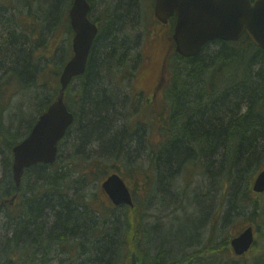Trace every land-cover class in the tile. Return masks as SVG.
Masks as SVG:
<instances>
[{
  "label": "trees",
  "instance_id": "obj_1",
  "mask_svg": "<svg viewBox=\"0 0 264 264\" xmlns=\"http://www.w3.org/2000/svg\"><path fill=\"white\" fill-rule=\"evenodd\" d=\"M136 1H126L116 7L115 21L111 26L116 30L112 38L104 39L102 29H99L86 76L76 78L65 97L69 110L76 116V123L68 133L75 130L82 144H98L102 149L104 147L109 150L110 154H118L123 147L121 134L117 132L114 126L116 121L113 120L117 102L104 97L105 88L100 81L96 82L95 78L101 69H108L107 66L117 62L118 56L120 60L114 66V72L128 69V75L132 78L135 76L133 69L139 65L138 61H142L141 54L137 56L135 66L127 65L130 50L122 47V41L116 38L122 35L120 32L123 30L124 20L129 19L131 13L136 10V7L133 8ZM91 4L94 9L93 2ZM23 22L24 18L18 19L16 13L0 4V30L3 27L8 29L5 34L7 39L2 38L3 34L0 32V50L4 49L5 59L2 65L8 67L9 77L12 76L7 78L5 84H10L11 79L15 78L18 91L27 92L31 89H25L28 86V72H33L31 78L35 77V80L38 74L32 56L48 44L44 43L41 25H27V28L19 29ZM66 26L67 48L59 61L60 70L72 56L73 31L69 26L68 15ZM44 29L46 27L43 25L42 30ZM108 33L109 31L106 32L107 36ZM14 36H21L24 42L30 45L29 52L25 48L20 50L18 55V50L15 49L19 48L20 41L16 43ZM11 38L13 44L10 43ZM5 49L11 52H5ZM34 57L37 60L41 57L48 58L47 55ZM174 58L176 60L170 65L165 88L169 114L166 122L163 121L165 127L161 126L166 143L158 149L153 161L160 160L158 166L155 163L154 167V176L157 177L155 184L174 172L189 176V184L196 182L199 175L204 180L211 177L217 182L218 189L225 188L224 203L220 202V205L224 204L222 209L226 212L220 211L216 216L219 229L236 221L231 216L239 214L241 210H251V215L256 216L261 212L256 197L264 196L252 192V182L264 164V51L254 46L247 36H243L238 42H212L195 58L184 59L178 54ZM1 59L2 54L0 64ZM104 62L105 64H102ZM34 88L42 93L53 94V98L46 102L42 98L39 99V96L33 98L34 105L44 109L58 97L60 85L41 83L35 84ZM4 95L2 86L1 138L5 130L1 103ZM31 99L27 98L26 101ZM123 133L126 135L128 131L123 129ZM69 136L67 134L65 141ZM21 139L23 137L18 135L5 141L1 139V148L4 149L1 151L4 154H0V160L5 156L9 165L8 169L5 168L8 173L7 180L3 185L0 184V187H4L0 190L1 200L15 193L11 150ZM61 158H58L59 163L52 166V173H40L41 178L38 180L43 191H49L55 196L52 199L45 198L52 200V204L43 202L42 195L36 199L34 206H30V201L27 209L24 207L15 218L8 216L10 223L13 220L15 223L6 226L7 228L4 226V233L0 229V264H50L55 246L60 248L65 245L67 250L66 237L83 232L84 248L82 245L81 247L84 250V262L81 261L80 249L69 250V257L77 253L69 258V264H214V261H209L210 255L217 258L223 256L222 251L229 247L230 241L223 240L200 253L177 257L173 255L176 254L174 250L166 247V242L154 243L152 237L145 241L147 230L144 227V214L139 213L136 205L121 213L124 223L118 226V229L109 226L108 230H105L109 220L117 218V212L103 206L95 194H84V200L70 199L69 190L72 186H66L65 183L72 185L71 172L80 173L79 178L83 179H89L90 175L84 176L80 164L69 162L64 165L60 161ZM96 163V173L104 171L105 176L107 168L110 167L106 165L109 162L104 165L98 161ZM40 168L44 167H37L33 171H40ZM29 172L26 171V177L31 176ZM2 208L1 203L0 209ZM51 218L53 223H50ZM251 221L254 222L255 219L251 218ZM188 244L189 242L185 245ZM52 247L54 248L51 249ZM220 264L235 262L224 261ZM254 264H264V254L259 256Z\"/></svg>",
  "mask_w": 264,
  "mask_h": 264
},
{
  "label": "rangeland",
  "instance_id": "obj_2",
  "mask_svg": "<svg viewBox=\"0 0 264 264\" xmlns=\"http://www.w3.org/2000/svg\"><path fill=\"white\" fill-rule=\"evenodd\" d=\"M2 1L4 0H0V4ZM115 1L116 0H93V3L98 10L100 9V5H105L106 2H111V4H113ZM119 1L117 0L116 3ZM136 2V10L133 9L134 11L131 13V17L127 19L122 26V29L125 27V30H128L127 35H129L130 32L133 34V37L126 36V43L129 44L131 48L133 47V51L129 49V54H131L130 57L137 58V55L141 53L144 58L150 49H154L152 53H155L157 56L164 42H160V40L157 39L159 35L155 32L159 33L160 28L158 25L154 24L151 26L149 17L150 0H137ZM55 6H58L57 9ZM9 7L13 9L16 7L17 10L21 12L26 10V12L23 13L26 23L30 21L34 22L37 19L36 16H40L42 23L39 21V26L41 25V33L45 39L44 43L48 45L46 48L37 50L36 53L46 54V50H52L54 47H57L56 56L54 60H52L57 67L59 62L57 59L63 55L67 48L65 41L67 38L65 26L67 15L71 8V2H69V0H9ZM48 14L49 17H51L50 27L42 30L43 23ZM61 15L60 22L58 20L55 24V18L60 19ZM151 31L153 32L151 33ZM46 55L50 56L51 54L47 53ZM153 60L157 61V58L154 56ZM116 63L117 62L114 61L112 63L113 65L110 67L107 66L108 69L100 70V82L104 88H107L110 82ZM102 64H105V62ZM135 64V60L128 62V65L131 67L135 66ZM3 68L5 70L4 66ZM159 68V65L146 64L142 59L141 64L137 65L136 69H133L136 76L132 80H125V82H120L119 85H117V88L120 87V94L117 95L119 96V100L115 101L117 102V108L113 120L114 122L116 121L114 126L117 132L119 131L121 138L123 137L122 139L120 138L123 143V147L122 149L120 148V151H122L123 154H121L120 151L118 154H110L107 152V149L103 147V150L106 151L107 154L100 157L97 153H94V150H91L94 144L90 145L89 142H87L85 145L82 144V147H79L80 140L77 138V133L65 142L63 152L65 153L68 149L71 150L73 155L69 154L67 157L62 156V160L60 159V161L64 165L69 162L79 161L81 166H84V176L85 172L92 173L88 174L90 175L88 177L89 179H79L80 175L71 172L73 183L72 188L69 190V198L73 199L77 196L84 199V194L88 196L95 194L98 196L100 203L110 209L111 206L106 203L101 193V183L112 171H118L122 173L128 181V185L134 191L136 206L139 208V213L144 214L145 223L156 225V231L152 236L154 243L166 242V246L170 249L172 248L174 252H176V256L180 257L184 254L200 253L210 245H214V243L223 240L229 242L246 227L253 225L256 230L257 243L250 253L243 257H238L234 254L229 243L227 250L222 251L223 256L217 258L215 255H210L209 261L212 263L214 261V264H220L224 261L230 263L235 262V264H254L255 260L264 254V196L256 197L261 208L259 214L252 216V213H250L251 210H241L239 214L231 216L233 219H236V221H233L227 227L219 229L216 224V216L220 211L223 213V209L222 206H217L215 197L219 195L221 200H223V190L218 189L216 181L209 180L207 184L205 182L206 187L209 186L210 189L206 187L201 189L200 183L203 182L202 176L199 175L196 182L192 181V183L189 184V176L180 173V184L186 189V194L173 196L170 200L166 199L165 204H160L157 201V197L160 191V189H158L159 186L161 185L162 188L164 185L169 184L168 177H166L161 184L157 182L153 188L149 184L146 186L145 178L149 175L153 167V156L158 151V148L161 147L162 143H164V139H162L164 137V132L157 129L158 127H156L155 124H157L159 119H164L161 114L164 113L166 109V103H164V105L158 104H162L166 102V100L163 94L162 96H158L156 101H154L155 99L152 97L154 102L151 104L146 100L142 102L141 99L138 98V94L146 91L148 92L146 97L150 98L152 96L150 93V84L154 83L156 74L159 73ZM168 72L166 67V79H168ZM111 81H113V79H111ZM12 90H16V86L12 85L10 87V94ZM133 93H137V98L133 96ZM32 95H35L34 91ZM119 102L122 103V106H120ZM17 106L24 108L26 110L25 112H27L28 110L34 109L35 105L33 103V98L30 101H26L25 98L23 100V98L17 96L13 101V108L10 109L13 119L16 121L17 116H15L16 110L14 108ZM120 107H122V109H120ZM164 122H166V119H164ZM164 125L165 123H163V127H165ZM123 129H126L128 134L123 135ZM89 160L98 161L103 165L109 162V164H106L110 167L107 168L105 177L103 175L105 173L104 171L96 173L98 169L93 164H97L95 162L90 163ZM262 169H264V164L261 167V170ZM1 176L2 169L0 167V178ZM77 180L79 182H77ZM38 185H40V181L36 183H34V181H27L26 194L21 196L13 206H4L3 211L7 212V218L11 216L15 218L21 213L24 204L23 201L30 197L28 196V192L31 190L30 188ZM196 187L200 192H204L205 195L203 201L200 203L195 200V198H199L198 193L195 194L194 192V188ZM152 190H154L153 193ZM150 193H152L151 196H149ZM124 211L125 207L118 208V213H123ZM0 216V229L4 233V226H7L8 219L6 215H3V212H1ZM251 218H254L255 221L252 222ZM50 223H53L52 218ZM109 226L111 225L108 224L105 230H108ZM212 240L214 242L212 244L209 243ZM188 242L189 244L185 245ZM81 245L84 248V232L80 235L75 234L71 237L67 236V250L65 249V245L60 246V248L58 246L51 248L54 249L52 250L53 256L52 259H50V264H69V258L71 256H76L77 253L69 257L68 251L78 249L81 250V261L84 262V250ZM179 245L185 246L179 247Z\"/></svg>",
  "mask_w": 264,
  "mask_h": 264
},
{
  "label": "water",
  "instance_id": "obj_3",
  "mask_svg": "<svg viewBox=\"0 0 264 264\" xmlns=\"http://www.w3.org/2000/svg\"><path fill=\"white\" fill-rule=\"evenodd\" d=\"M90 10L87 0L73 1L69 15L75 32L74 56L61 75L57 101L43 114L31 135L14 149V178L18 185L26 168L56 161L58 144L74 122L65 105V92L75 77L84 74L98 33L88 19ZM155 14L164 24L177 16L174 40L177 52L185 58L196 57L210 42H237L244 35L264 51V0H156ZM102 187L115 206H133L132 195L119 175L110 176ZM253 190L264 193V170L257 176ZM254 241L253 229L248 228L231 245L238 256H243Z\"/></svg>",
  "mask_w": 264,
  "mask_h": 264
},
{
  "label": "bare ground",
  "instance_id": "obj_4",
  "mask_svg": "<svg viewBox=\"0 0 264 264\" xmlns=\"http://www.w3.org/2000/svg\"><path fill=\"white\" fill-rule=\"evenodd\" d=\"M121 1H122V3L126 2V1L131 2V0H121ZM69 2H72V0H69ZM87 2L88 3H92L91 0H87ZM1 5H3L6 8H8L12 13H16V17L18 19H22V18L25 17V16H23V13L26 12V10H23L24 12H21L20 10H17L16 7H15V9L9 7V0L2 1ZM136 6H137V2L135 4V6H133V8H135ZM55 7L57 9L58 6H55ZM94 7L96 9L95 4H94ZM61 17H62V15L60 16V19L55 18L54 23L55 22L57 23L58 20L60 22ZM36 18L37 19L34 22L33 21H30L29 23H26V21L23 22V24H20L21 27H19V29H23L22 27H26L27 25L28 26H30V25H38L39 26V21L41 22V18H40V16H36ZM47 18L45 19V22L43 23V25L46 27V29L50 27L49 25H50L51 17H49V14H48ZM92 23L97 27V25L95 24V21H93ZM69 26L71 27V29L73 31V37H72V43H71V47H72V56H71V58L65 63L63 68L60 70V69H58V67L60 68L59 62H58L57 67H56V65L52 61V60H54V58L56 56L57 47H54L52 50H49V49L46 50L47 53L51 54L50 56L47 55L48 58L41 57L38 60L34 56H42V55L46 56L47 53L45 52L46 54H44V53L43 54H39V53H36L37 52L36 51L32 57H33V63L35 65V71H37V69H38L37 79L35 80V77L31 78V76L33 75V72L31 71V72H28V74H27L28 78L26 80V81H28L27 82L28 86H26L27 88H25V89L31 88L32 90L30 89L31 90L30 94H28V92L30 90L27 91V92L24 91V90L23 91H20V90L18 91V89H17V80L15 78L11 79L10 84H5V81H7V78H10L12 76L9 77L8 72H10V71H9L8 67L2 65L3 64V60L5 62V59H4V56H3L4 49L0 50V54H2V59H1V64H0V87L4 86V91H5V95L1 99V103L3 105V113H2L3 114L2 115V117H3V125H4L5 130H4V136L2 138L0 137V154L1 153L4 154V152L1 151V150H4L3 148H1V142H2L1 139L3 141H5V140L10 139L11 136L14 137L16 135H18L19 137H23V139H21L20 141L18 140V143L15 146H13V148L11 150V157H12V181L14 182V185H15V193L12 196L5 197L2 200L0 199V202L2 204H3V202H7L9 204V206L10 205L13 206L14 204H16L18 199L21 198V196L25 195L26 192H27V181L28 182L34 181V183L38 182V180L41 178L40 173L41 174H43V172L52 173L54 171V168L52 166L57 164V163H59L58 162L59 155L64 154L63 157H67L69 154H72L71 150H68V149H67V151L65 153L63 152L65 145H63L62 143L66 139L67 134L70 135L69 139L73 135L76 134L75 130H72L70 133H68L71 130V128L74 125V123H76L75 122L76 116H75V114L73 112H71L69 110V108H68V106L66 104V100H65L66 107L68 108L69 112L74 116V122L71 125V127L68 129L65 137L58 144V154H57L56 161L53 164L38 163V164L33 165V166L29 167V168H26L24 170V174H23V176L21 178L20 184L18 185L17 182L15 181V178H14V162H15L14 149L16 148L17 145L22 143L24 140H26L31 135L32 131L34 130L36 125L39 123V121H40L41 117L43 116V114L45 112H47L48 109L51 107V105H53L57 101V98H55L53 100V102L51 104H48V106H46L44 109H41V107H39V106L38 107L34 106V109H31V110H28L27 112H25L26 110L24 108H21L19 106L15 107L14 108L16 110L15 116H17V121L15 119H13V116L11 114V110L10 109L13 108V101H14V99L17 96H19L20 98H23V100H24V98L25 99H27V98L30 99V98H34L36 96H39V99L42 98V100L44 102H46L49 98H53V94L51 92L42 93L37 88H34V85L35 84H41V83H52L54 85V84L58 83L61 86L60 78H61V75L63 73V70H64L65 66L67 65V63L69 61H71V59L74 56L73 39L75 37V32H74V30H73V28L71 26L70 19H69ZM66 27L67 26H65V31H66ZM36 29L38 30L39 27H36ZM0 32L3 34L2 38H6L7 39V37H5V34L8 32V29L6 27H3V28H1ZM14 37L15 38L13 40H15L16 43H18L20 41L19 48L15 49L16 51L18 50V55H19L20 50L22 51V49L24 50L25 48L27 49L26 51L29 52L30 45L27 44V42H24V39L21 36H14ZM0 38H1V36H0ZM1 42H2V40H1ZM1 42H0V45H1ZM10 43L11 44L14 43V42L12 43V38L10 39ZM93 46H94V43H93L92 48H91L90 53H89V57H88L87 65H86V70H85V72L83 74L84 76H86V72L88 70V66H89V62H90V57H91V54H92ZM5 52H11V51L5 49ZM60 58H58L57 60L60 61ZM3 66L5 67V70H4ZM83 75H81V76H83ZM128 76H129L128 75V71H125V70H123V71L122 70H117V71L113 72L112 76L110 78V82H109L107 88H105V91H104V95L105 96L104 97L112 98L113 100H119V97L117 96V94H120V92H119V88L120 87L117 88V85H119L120 82L121 83L125 82V80H132L133 79L131 76H129V77ZM78 77H80V76H78ZM78 77H75L72 80V82L70 83L69 87L74 83L75 79L78 78ZM100 79H101V77H100V74H99L95 78V81L98 82V81H100ZM111 79H113V81H111ZM12 85L16 86V90H12V92L10 94L9 93L10 92V87ZM33 91L35 92V95H32ZM27 94H28V96L26 98ZM2 146H3V144H2ZM79 146L82 147V142H81V145H80V141H79ZM91 150H94L95 151L94 153H97L100 157L105 156L107 154V152L111 153V152H109V150H107V152L104 151L102 149V147H100V145H98V144H96V145L94 144L93 147L91 148ZM3 159H4V161H3ZM3 159L0 160V167L2 169V176L0 178V184H2V185L7 180V177H8V173H7V171H5V168L8 169V167H9V165H7V161H6L7 159H6L5 156H4ZM159 161L160 160L157 159L155 162H153V166L155 167V163L158 166ZM89 162L93 163L95 161L94 160H89ZM73 163H75V165H79L80 164L79 161H73ZM93 165L96 166L95 164H93ZM37 167H44V168H42V169L40 168L41 169L40 171L36 170L37 172L33 171V169H35ZM82 168H83L82 173H84V166H82ZM30 170H32V171H30ZM26 171H28V172L30 171L29 174L31 176L26 177ZM180 173L183 174L182 172H180ZM180 173L179 172H174L173 174L169 175L168 176L169 184L164 185L162 188H161V185L159 186L158 189H160V191L158 193L157 201L160 204H165L166 199L170 200V199H172L173 196L186 194V189L184 188V186L182 184H180V178H181V174ZM32 174H34V175H32ZM85 174H92V173L91 172H85ZM70 178H72V174H71ZM209 180H213V179H211V177H207L206 180H204V178H203V182L200 183V188L201 189L205 188L206 184H207V182ZM205 182H206V184H205ZM158 183L161 184L162 181L161 182L159 181ZM65 184H66V186H72L69 183H65ZM38 186H33L32 188H30L31 190L28 192V196H30V197L23 201L24 202L23 208L24 207L26 208L28 206V204L30 203V201H31L30 206L31 205L34 206V204H35L34 202H36V199L41 198L42 195L44 196L43 202L52 204V200H49V199L55 198V196H53V193H50L49 191H45V190L43 191V189L41 187H38ZM71 188L72 187H70V189ZM206 188L210 189L209 186H207ZM2 189H4V187H0V190H2ZM219 190H223V196H225V193H224L225 188L222 187V189L219 188ZM194 192H195V194L198 193V195H199V198L198 199L195 198V200L198 201L199 203L202 202L203 198L205 197L204 192L201 193L197 187L194 188ZM201 194H202V196H201ZM45 198H49V199H45ZM74 198L83 199L82 197H77V196L74 197ZM215 199H216L218 207L219 206H224V204L220 205V202H223L224 199L221 200V197L219 195H217L215 197ZM1 203H0V205H1ZM1 212H3V215L4 216L6 215V218H7V212H4L3 208H2V210L0 209V215H1ZM115 212H117V215H118L117 218L109 220V223L106 224V228L108 227V224H110L112 227H117V229H118L119 228L118 226H121L124 223L123 219L121 218V213H118L117 210H115ZM223 212L225 213L226 210L223 209ZM143 221H144V223L146 222L144 215H143ZM9 223H10V221L8 220L7 221V226L8 225L11 226V224H14L15 222L13 220V221H11L10 224ZM228 225H226L225 227H227ZM144 227L147 230V233H146L144 239H145V241H147L150 237H152L154 235L157 227H156L155 224H150V223H147V224L145 223ZM220 229H222V228H220ZM213 242L214 241L212 240L209 243L212 244ZM218 243H220V242H218ZM168 249H170V248H168ZM173 255H176V254H173Z\"/></svg>",
  "mask_w": 264,
  "mask_h": 264
},
{
  "label": "flooded vegetation",
  "instance_id": "obj_5",
  "mask_svg": "<svg viewBox=\"0 0 264 264\" xmlns=\"http://www.w3.org/2000/svg\"><path fill=\"white\" fill-rule=\"evenodd\" d=\"M116 1L113 4H111V2H106L105 5H100V9L98 10H96L94 7V9L92 10L90 14V18L92 19V21H95V24L97 25L98 29H102V33L104 34L103 37L106 40H108L109 38H112L114 35V31L116 30V28L114 27L111 28V26L113 24V21H115L114 16L116 13V7L118 6V4L122 3V1H119V0H118L119 1L118 3H116ZM155 1L156 0H150L149 17L151 21V26H153L154 24H157L158 27L160 28L159 33L155 32L156 34L159 35L157 39H159L160 42L162 41L164 43H163L162 49L159 50L157 56L155 53H152L154 49L148 50L146 57L143 58V62L146 64H151V65L157 64L160 66V68H159V73L156 74L154 83L150 84V90H151L150 93L152 96L150 98L146 97V94H148V92L146 91H144L143 93L141 92V94H138V98L141 99L142 102L146 100L147 102H150V103H151L152 97L156 98L162 92V91L161 92L159 91L162 88L163 82L166 80V76L164 75L165 66L168 65L170 58L172 57L173 54H175V47H176L174 40H173V32H174L175 25H176V17H173L166 25L160 23L155 16ZM125 21L126 20H124V22ZM123 29L124 30H122V32H125V33L123 34L122 32H120V34L122 35L116 39H120V42L122 41L120 44L122 47L126 49L127 48L131 49V51H133V47L131 48V46L126 43V36L133 37V34L132 32H130V34L127 35L128 30H125V27ZM107 31H109L108 33L109 36L106 35ZM152 32L153 31H151V33ZM112 40H115V39H112ZM130 56L131 54L129 55V57ZM154 56L155 58H157V61L153 60ZM119 60L120 58H117V63H119ZM128 60L129 61H126L127 65H128V62H130L131 60L136 61L137 59L130 57ZM135 98H137V96Z\"/></svg>",
  "mask_w": 264,
  "mask_h": 264
}]
</instances>
